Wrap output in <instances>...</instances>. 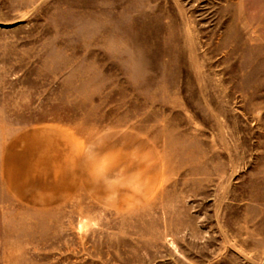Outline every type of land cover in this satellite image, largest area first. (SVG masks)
<instances>
[{
	"label": "rangeland",
	"instance_id": "rangeland-1",
	"mask_svg": "<svg viewBox=\"0 0 264 264\" xmlns=\"http://www.w3.org/2000/svg\"><path fill=\"white\" fill-rule=\"evenodd\" d=\"M0 264H264L253 0H0Z\"/></svg>",
	"mask_w": 264,
	"mask_h": 264
},
{
	"label": "crops",
	"instance_id": "crops-1",
	"mask_svg": "<svg viewBox=\"0 0 264 264\" xmlns=\"http://www.w3.org/2000/svg\"><path fill=\"white\" fill-rule=\"evenodd\" d=\"M253 5L255 10H259L260 12H264V0H253Z\"/></svg>",
	"mask_w": 264,
	"mask_h": 264
}]
</instances>
